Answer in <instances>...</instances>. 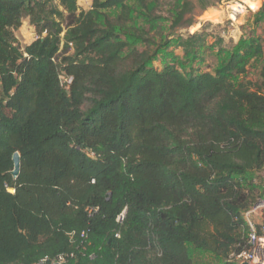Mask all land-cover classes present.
Listing matches in <instances>:
<instances>
[{
	"label": "trees",
	"instance_id": "trees-1",
	"mask_svg": "<svg viewBox=\"0 0 264 264\" xmlns=\"http://www.w3.org/2000/svg\"><path fill=\"white\" fill-rule=\"evenodd\" d=\"M124 3L0 0V264L229 263L247 248L243 214L264 193V80L231 73L261 47L225 50L214 73L187 68L162 56L156 14L132 30L141 47L123 38L125 17L102 10ZM26 18L37 38L21 46ZM202 41L179 45L195 56Z\"/></svg>",
	"mask_w": 264,
	"mask_h": 264
},
{
	"label": "rangeland",
	"instance_id": "rangeland-1",
	"mask_svg": "<svg viewBox=\"0 0 264 264\" xmlns=\"http://www.w3.org/2000/svg\"><path fill=\"white\" fill-rule=\"evenodd\" d=\"M185 1L190 5L182 19L173 26L178 10L182 9ZM92 2L93 0H78V5L81 9L90 10ZM253 2H257L258 7L255 10L247 7L245 12L238 13L235 20L231 19L234 13L232 5L235 2L233 0H209L203 4L199 0H125L123 6L105 9L102 12L109 18L123 15L125 27L122 28V36L126 41L138 47L142 45L132 39L133 28L147 27L150 18L154 14L158 15L157 23L161 24L163 30L167 32L166 39L169 44L162 56L169 60L177 58L181 66L187 68L195 66L201 71L214 73L223 65L225 50L233 52L238 48V51L243 53L245 50L240 47L241 42L252 40V49L255 50L260 46L261 52L246 54L245 60L238 68L239 71H233L231 75L235 81L261 82L264 80L261 74L264 69V10L262 8L264 0H253ZM191 9L193 12L189 13ZM98 22L104 24V17L100 16ZM194 33L202 36V45L198 47L195 56H186V51L179 43ZM15 34L21 46L37 38L36 28L30 18L24 20L23 25ZM61 36H64V33ZM70 52L73 53L74 48ZM157 65L162 66L159 62ZM255 182L257 186H262L260 190L258 189L259 195L264 190V175L257 176ZM194 256L203 264L223 263L211 254L203 257H199V254H194Z\"/></svg>",
	"mask_w": 264,
	"mask_h": 264
},
{
	"label": "built area",
	"instance_id": "built-area-1",
	"mask_svg": "<svg viewBox=\"0 0 264 264\" xmlns=\"http://www.w3.org/2000/svg\"><path fill=\"white\" fill-rule=\"evenodd\" d=\"M233 2L240 4L243 11L233 9L232 20L236 19L238 13L245 12L247 7L252 8L245 0H233ZM63 80L68 88L73 78L65 76ZM89 212L92 213L91 210ZM123 218L121 216L119 220L122 221ZM243 219L247 230V248L237 255L232 254L228 260L229 263L222 264H264V193L250 209L244 212ZM73 255V253H61L53 257L46 256L36 264H67ZM90 257L94 258L95 256L92 254Z\"/></svg>",
	"mask_w": 264,
	"mask_h": 264
},
{
	"label": "water",
	"instance_id": "water-1",
	"mask_svg": "<svg viewBox=\"0 0 264 264\" xmlns=\"http://www.w3.org/2000/svg\"><path fill=\"white\" fill-rule=\"evenodd\" d=\"M14 169L11 171L14 179H17L21 172V155L19 152H15L13 155Z\"/></svg>",
	"mask_w": 264,
	"mask_h": 264
},
{
	"label": "clouds",
	"instance_id": "clouds-1",
	"mask_svg": "<svg viewBox=\"0 0 264 264\" xmlns=\"http://www.w3.org/2000/svg\"><path fill=\"white\" fill-rule=\"evenodd\" d=\"M246 2L253 8V10H255L258 7V3L253 2V0H246ZM233 7L236 8L237 10L243 11V8L240 4H235L233 5Z\"/></svg>",
	"mask_w": 264,
	"mask_h": 264
},
{
	"label": "bare ground",
	"instance_id": "bare-ground-1",
	"mask_svg": "<svg viewBox=\"0 0 264 264\" xmlns=\"http://www.w3.org/2000/svg\"><path fill=\"white\" fill-rule=\"evenodd\" d=\"M245 1H246V0H245ZM246 3H247V2H246ZM233 5H235V4H233ZM233 5H232V9H236V8L233 7Z\"/></svg>",
	"mask_w": 264,
	"mask_h": 264
},
{
	"label": "crops",
	"instance_id": "crops-1",
	"mask_svg": "<svg viewBox=\"0 0 264 264\" xmlns=\"http://www.w3.org/2000/svg\"><path fill=\"white\" fill-rule=\"evenodd\" d=\"M205 256H207V254Z\"/></svg>",
	"mask_w": 264,
	"mask_h": 264
}]
</instances>
